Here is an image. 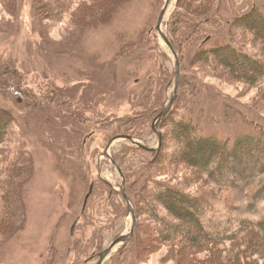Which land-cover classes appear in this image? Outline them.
I'll return each mask as SVG.
<instances>
[{"label":"rangeland","instance_id":"374dc122","mask_svg":"<svg viewBox=\"0 0 264 264\" xmlns=\"http://www.w3.org/2000/svg\"><path fill=\"white\" fill-rule=\"evenodd\" d=\"M107 1L0 0V105L19 119L12 140L0 145V221L9 216L12 224L0 232V264H99L100 255L134 229L121 193L126 181L139 227L106 264L213 260L211 251L181 252L164 243L160 216L148 200V191L156 196L162 187L154 181L204 197L203 218L214 232L239 230L247 220L264 229V151L218 165L213 183L171 157L183 143L172 127L184 118L232 146L264 135V86L198 59L205 44L212 49L233 40L264 59L255 37L234 26L264 11V0H208L219 17L197 29L198 36H191L192 26H185L186 35L178 30L182 14L194 10L174 0L166 31L183 63L180 100L163 124L162 151L117 142L113 154L124 171L106 155L112 141L135 135L161 144L154 124L176 96L178 68L159 30L169 0H115L112 10ZM162 153L168 156L154 166ZM255 260L264 264V256Z\"/></svg>","mask_w":264,"mask_h":264},{"label":"trees","instance_id":"16d2710c","mask_svg":"<svg viewBox=\"0 0 264 264\" xmlns=\"http://www.w3.org/2000/svg\"><path fill=\"white\" fill-rule=\"evenodd\" d=\"M110 1H107L110 3H106V5L102 3L101 8H104L105 5L111 10L115 9L117 7L116 4H113L115 0ZM200 2L201 0L181 1L182 9L194 10V15L182 14L183 17L178 21V24H183L178 30L180 29L185 35L188 30V27L185 26L194 27L191 36L193 34L198 36L197 29L207 24L210 25L219 17L213 15V2L208 0L203 1L204 4ZM207 15L209 16L205 17ZM234 26L240 32L243 31L244 35L254 36L255 42L264 52L263 9L254 10L237 19ZM198 59L203 63L225 68L228 74L235 79L249 82L255 86H264V59L248 52L235 40L212 49L205 44L201 48ZM18 127L19 119L16 114L0 105V145L10 142ZM172 128L183 142L180 143L176 152L177 156H171L175 162L174 165L185 164L197 168L202 177L210 183L215 181L218 165L221 167L232 165L243 156L255 155L264 151V135L245 137L236 146H232V142L229 140L204 136L196 124L185 120V118L176 120ZM164 153L160 154L159 159L154 162V166L164 160L167 155L166 153L163 156ZM117 162L119 166H122L119 160ZM154 182L157 187L159 185L162 187L158 188L156 196H152V192L148 191V200L160 216L162 225L159 231L163 235L164 243L170 244L174 248H180L181 252L193 250L192 252L201 254L203 251H211L213 260H202V264H244L245 261L246 264H249V261L254 264L255 261L257 262L255 260L257 256H264V229L261 224L247 220L239 230L214 232L207 226L203 218L202 209L206 204L204 197L193 194L171 182ZM162 205L173 218H170V215L162 210ZM11 227L9 216L8 219L0 221V232H6L5 230H9ZM232 242L234 246L231 251L230 243ZM239 247L240 249L237 250ZM229 250L231 253L226 256L225 254H229Z\"/></svg>","mask_w":264,"mask_h":264},{"label":"water","instance_id":"95a60500","mask_svg":"<svg viewBox=\"0 0 264 264\" xmlns=\"http://www.w3.org/2000/svg\"><path fill=\"white\" fill-rule=\"evenodd\" d=\"M174 4V0H169L167 3V6L165 8V11L163 13V16L161 18V22H160V27L159 30L162 33L163 37L166 39L167 43L170 45V47L172 48L173 52L176 55L177 58V74H178V87H177V93L176 96L174 97V99L166 106V108L164 109V111L161 113V115L157 118L155 124H154V128L156 130V132L160 135L161 137V144L158 147H153L151 145H149L148 143H146L143 139L134 136V135H121L116 137L107 152V156L111 159H113L115 161V163H117V160L113 154V149L115 147V145L117 144V142H119L120 140H129L132 143L139 145L141 148L157 153L163 150L164 146H165V141H166V134L163 130V124L165 123V121L171 116V114L173 113V111L175 110V108L177 107L179 100H180V96H181V87H182V79H183V63L181 60V56L180 53L175 45V43L173 42V40L171 39L170 35L168 34V32L166 31V23L168 20V17L170 15L172 6ZM102 169H103V164H102ZM120 169H122V167H120ZM122 171H124L122 169ZM96 187L97 185L95 184L92 190V193L89 196L88 199V203L87 206H89L95 192H96ZM122 195L124 196V198L129 202L130 204V208H131V213L134 214L135 216V225H134V229L132 233L126 234L124 235L122 238H120L118 241H116L109 249H107L106 251H104L101 255H100V263L99 264H106L107 261L114 255V253L122 246V245H128L130 244L137 233L138 227H139V215H138V210L135 204V201L133 199V197L130 195L129 190H128V182H125L124 188L121 191ZM81 221L78 222L77 226L75 227L74 233H77V229L78 226L80 224Z\"/></svg>","mask_w":264,"mask_h":264},{"label":"flooded vegetation","instance_id":"af4514ba","mask_svg":"<svg viewBox=\"0 0 264 264\" xmlns=\"http://www.w3.org/2000/svg\"><path fill=\"white\" fill-rule=\"evenodd\" d=\"M117 160V159H116ZM115 162V161H114ZM118 166H119V164H118V162L116 163ZM119 167H121V166H119ZM103 171H104V168L102 169V173H103Z\"/></svg>","mask_w":264,"mask_h":264}]
</instances>
